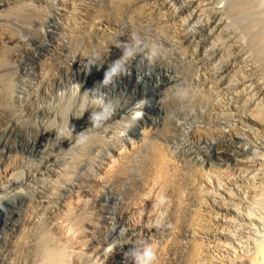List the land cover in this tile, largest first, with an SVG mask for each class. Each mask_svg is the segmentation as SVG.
I'll return each mask as SVG.
<instances>
[{
  "label": "rangeland",
  "instance_id": "1",
  "mask_svg": "<svg viewBox=\"0 0 264 264\" xmlns=\"http://www.w3.org/2000/svg\"><path fill=\"white\" fill-rule=\"evenodd\" d=\"M50 1L42 6L27 1L41 22L46 13L57 19L39 44L50 51L34 47L38 66L29 60L22 78L12 73L10 79L20 88L10 87L9 99H0V126L7 122L10 127L0 137L9 140L7 152L18 159L13 171L22 177L8 190L9 203L0 202L5 223L12 219V236L23 229L32 198L39 202L34 209L38 225H29L25 236L34 231L53 240L58 218L61 224L73 217L75 226L84 227L79 234L73 231L76 247L69 248L70 264H123V253L141 238L157 243L156 264H246L264 236V48L256 44L264 28L261 24L248 33L246 26L264 14V6L261 13L249 14L244 0H190L186 6L184 0H171L175 11L149 2L141 9L135 0H69L67 15L74 17L68 24L57 12H62L57 7H64L59 4L63 0ZM179 9L183 20L174 15ZM203 20L209 22L205 29L200 27ZM174 26L201 47L199 57L181 44ZM133 33L148 47L128 62V74L100 89L104 70L122 55L120 42L131 40ZM152 45L166 56L147 59ZM87 61L92 65L86 70ZM42 76L48 79L43 87ZM82 87L99 89L116 105L100 127L80 125L88 113L81 109ZM178 88L184 89V99H169ZM141 100L145 103L135 116L132 106ZM149 103L151 109H146ZM88 108L99 110L92 104ZM79 110L83 115L78 116ZM137 129L145 130L143 135H134ZM238 157L241 162L234 159ZM123 162L124 169L119 166ZM97 174L101 180L96 182ZM151 174L161 180L154 184ZM63 194L65 206L55 198ZM141 207L145 213L140 222L134 217ZM197 209L202 226L208 223L199 233L192 223Z\"/></svg>",
  "mask_w": 264,
  "mask_h": 264
},
{
  "label": "bare ground",
  "instance_id": "2",
  "mask_svg": "<svg viewBox=\"0 0 264 264\" xmlns=\"http://www.w3.org/2000/svg\"><path fill=\"white\" fill-rule=\"evenodd\" d=\"M28 0H0V6H6L5 8L3 7V9L0 10V99H9V88L10 87H19L20 84L19 83H15V81L13 82L11 79H10V75H13L12 73L16 74L18 77L21 76V78L23 77L24 74H27V72H29L27 70V66L28 65V61L30 60L31 62L33 63H36L37 66H38V62H39V56L36 54V52L34 51V49L37 47H44L45 50H49V47L46 45H39V44H44L43 40L41 41V38H43L45 36V33H48V28L51 26V28H55V26L57 25V19L52 16V15H48L46 16L45 19H43V22H41V18H40V15L37 16V13H36V10H34V8H30V6L28 5L27 3ZM33 2H38V5L41 4L40 6H42V3H45L50 0H32ZM53 1V0H52ZM138 4H141V9L142 7L144 6L143 3H146V2H149V4L151 3V5L153 7H158V6H161V8H164L166 10H174V8L172 7L171 5V0L168 1V0H135ZM181 1V0H180ZM51 2V1H50ZM13 3H15V5H12ZM31 3V2H30ZM67 3H70L69 0H63L61 2H59V4H63L64 7L63 8H59L57 7L58 9H61V13L60 11L58 10V14L61 15L62 18L68 20V24H69V19L72 20V18L74 17H71V16H68L67 15V12H68V7L70 5H67ZM74 3V2H73ZM181 3V2H180ZM190 3V0H184L182 1V4H184V6L188 5ZM51 4V3H50ZM58 4V2H57ZM76 4V3H75ZM136 5V3H134ZM133 4V5H134ZM147 4V3H146ZM181 4V6H182ZM55 5V4H54ZM243 5L244 8L246 7V13H259L260 12V8L264 6V0H244L243 2ZM52 6V4H51ZM56 6V5H55ZM138 6V5H137ZM174 6V5H173ZM0 7V8H1ZM148 7V6H147ZM150 7V6H149ZM175 7V6H174ZM54 8V7H52ZM68 8V9H67ZM144 9H146V7H143ZM151 8V7H150ZM188 8V7H187ZM190 8V7H189ZM188 8V9H189ZM152 9V8H151ZM184 9V8H183ZM183 9H179L178 12H175L174 15L175 17H180L181 16V11ZM30 10L32 11L31 14H30ZM191 10V9H189ZM145 11V10H144ZM151 11V10H150ZM156 11V10H155ZM175 11V10H174ZM71 12V11H70ZM73 12V11H72ZM36 13V16L35 14ZM148 13V12H147ZM192 13V11H191ZM190 13V14H191ZM261 13V12H260ZM75 14V13H74ZM212 14V13H211ZM71 15V14H70ZM169 15V13H168ZM206 16V14H204ZM167 16V15H166ZM171 16V14H170ZM183 17V16H182ZM182 17H180V19H182ZM174 18V17H173ZM207 18L206 20L208 21L209 17H205ZM75 19V18H74ZM175 19V18H174ZM179 19V21H180ZM199 19V18H198ZM183 20V19H182ZM213 20V19H212ZM186 21V20H184ZM205 21V20H203ZM211 21V19L209 20ZM74 22V20H73ZM197 22V20H196ZM200 22V27L201 28H204L206 26V24L208 25L209 22L206 23V21L204 23H201ZM40 23H42L43 25H39ZM179 23V22H177ZM198 23V22H197ZM211 23V22H210ZM215 23V22H214ZM185 24V23H184ZM262 24V27L264 28V14L261 13V15L258 17L257 20H255L253 23L251 24H247L246 26V31L248 33L250 32H253L254 31V28L261 25ZM177 25V24H176ZM179 25V24H178ZM177 25V26H178ZM182 25V24H181ZM186 25V24H185ZM184 25V26H185ZM192 25V24H191ZM103 26V27H101ZM210 26V24H209ZM216 26V25H215ZM101 29L100 31H104L105 30V24L103 23V25H100L99 26ZM108 27V26H107ZM176 26H174V33L175 35L180 39V42L181 44H188V47L187 49L194 52L193 54H195V56L199 57L200 56V48L201 47H195L197 45H193L191 44L192 41H190L189 43V40H187V38L185 37V35L183 33H186L185 31H181L179 30V27L175 28ZM186 27V26H185ZM212 27V26H210ZM213 28V27H212ZM98 29V30H99ZM181 29V27H180ZM189 29V28H188ZM205 29V28H204ZM211 29V28H210ZM205 31V30H204ZM188 32V31H187ZM201 32V31H200ZM207 32V31H206ZM199 33V32H198ZM197 33V34H198ZM203 32H201L202 34ZM187 36V35H186ZM175 37V36H174ZM191 37V36H190ZM179 39H177V41H179ZM190 39V38H189ZM201 39V38H200ZM166 40V39H165ZM200 43V42H199ZM256 44H258V46H261L262 48H264V30L262 31V34H260V38L256 41ZM201 45V43L199 44V46ZM57 46V45H56ZM153 46V45H152ZM198 46V45H197ZM35 47V48H34ZM118 47V46H117ZM157 49L158 51V56L161 55V56H166V54L162 51H160V49L158 47H156L155 45L153 46ZM152 48V47H150ZM36 50V49H35ZM119 50V49H118ZM187 50V51H188ZM264 50V49H263ZM50 51V50H49ZM41 54V53H40ZM192 54V53H191ZM202 54V53H201ZM202 58V57H200ZM17 61L18 64L16 63H13V60ZM199 59V58H198ZM204 60V59H203ZM45 71V70H44ZM44 75V74H42ZM30 79V78H28ZM193 79V78H191ZM30 81V80H29ZM47 81L48 79L46 80V78L44 76L41 77L40 81H39V84L40 86H45L47 84ZM25 84H27L26 82H23ZM19 84V85H18ZM31 86V85H30ZM23 87V86H22ZM20 88V87H19ZM32 88V87H31ZM82 92L81 94L83 95L85 92L88 93V98L91 99L92 97V91L89 90V88H85V87H82L79 91V93ZM80 94V95H81ZM185 97V91L184 89H181V88H178V89H175L172 93H170V95H168V98L169 99H178V100H183ZM11 98V97H10ZM82 100V99H81ZM137 104V103H136ZM96 106V105H95ZM151 106L150 103L149 105L147 104L145 106L146 109H148V107H150L149 109H151ZM133 108H135V110L133 111L134 113L136 112V105L132 106ZM0 110H2L1 106H0ZM83 111V110H82ZM79 110L78 112V116H81L83 115L84 112H82ZM140 111V109H139ZM3 113V112H2ZM149 117V116H148ZM255 119V118H254ZM259 120V119H258ZM257 120V122H258ZM6 121V120H5ZM4 122V121H3ZM85 122H89L88 120V113L84 114V121H81L80 122V125H84ZM261 122V120H260ZM145 124L146 125H149V122H146L145 121ZM262 124V122H261ZM264 124V123H263ZM8 129H10L9 125L7 122L4 123L3 127L0 126V132H6L8 131ZM145 131V130H144ZM144 131H141V130H138L134 132V135H137V136H140V135H143ZM206 131V130H205ZM213 131H217V130H212ZM221 131V130H219ZM224 131V130H223ZM229 131V130H227ZM149 132V131H148ZM225 132V131H224ZM0 133V134H1ZM3 133V134H4ZM216 133V132H215ZM219 133V132H218ZM221 133V132H220ZM228 133V132H227ZM231 134V132H229ZM196 137L199 136L200 134L198 133H195ZM233 135V134H232ZM201 137V136H200ZM68 139V138H67ZM58 140V139H57ZM64 142L66 141V139L64 138L63 139ZM9 140H7L6 138L4 139V137H0V202L1 200L5 201L6 203H9L8 201V190L11 188L12 185H15L17 184V182L19 183L20 181L18 180H21L22 177L21 176H18V174L14 173L13 170H15V166L17 165V160L16 158H13L11 157L7 151H9V149L11 148L10 144H9ZM216 150V149H215ZM238 152V151H236ZM164 153V152H163ZM232 153V152H231ZM161 155V154H160ZM166 155V154H164ZM159 156V155H158ZM157 156V157H158ZM162 156V155H161ZM239 156V155H238ZM245 156V155H244ZM243 156V157H244ZM106 157V156H105ZM165 157V156H164ZM163 157V158H164ZM246 157V156H245ZM159 158V157H158ZM162 157L159 158L158 160H161L163 159ZM166 158V157H165ZM164 158V160H165ZM260 158H263V157H260ZM106 159V158H105ZM111 159V158H109ZM119 159V158H118ZM237 162H241L239 159V157L236 159L234 158ZM247 159V157H246ZM116 160V158H115ZM120 160V159H119ZM166 160H170L167 159ZM242 162L243 160L245 159H241ZM124 161V160H123ZM246 161V160H245ZM244 161V162H245ZM248 161V160H247ZM257 161V160H256ZM255 161V162H256ZM161 161H159L160 163ZM252 161H250L251 163ZM260 162V160L258 161V163ZM262 162V161H261ZM101 163V161L99 162ZM103 163V162H102ZM121 163V162H120ZM162 163L164 164L163 160H162ZM249 163V161H248ZM257 163V165H258ZM157 164V163H155ZM165 164H168L165 162ZM240 164V163H239ZM246 164V163H245ZM263 164V163H262ZM251 165H253V163H251ZM260 165V164H259ZM101 166V164H100ZM120 167H125L124 166V162H123V165H119ZM156 166V165H155ZM164 166V165H161V167ZM209 166V165H208ZM212 166V165H211ZM210 166V167H211ZM231 166V165H230ZM230 166L227 168L228 170L231 169ZM242 166V165H241ZM246 167V166H245ZM252 167V166H251ZM107 168V167H106ZM163 168V167H162ZM165 168V167H164ZM219 168V167H218ZM226 168H224L226 170ZM240 168V166H239ZM238 168V169H239ZM249 168V167H248ZM124 169V168H123ZM159 169V168H158ZM220 170L222 169L221 167L219 168ZM233 169V168H232ZM236 169V167H235ZM252 170V168H250ZM254 169H256L254 167ZM253 169V170H254ZM103 170V169H102ZM105 170V169H104ZM108 170V169H107ZM160 170V169H159ZM163 170V169H162ZM216 170V168H215ZM226 170V171H228ZM237 170V169H236ZM241 170H244L241 168ZM252 170V171H253ZM259 170V168H258ZM110 171V170H109ZM231 171V170H230ZM235 171V170H233ZM240 171V170H239ZM12 172V173H11ZM116 172H118L116 170ZM152 172H153V169H152ZM157 172V171H156ZM200 172V171H199ZM198 172V174H199ZM207 172V171H206ZM210 172V171H209ZM214 172V171H212ZM232 172V171H231ZM14 173V175H13ZM101 173V172H100ZM105 173H108L105 171ZM120 172H118L119 174ZM159 173V172H158ZM205 175L206 173L203 172ZM208 173V172H207ZM211 173V172H210ZM115 174V172H114ZM113 174V176H114ZM117 174V173H116ZM122 174V173H121ZM165 174V173H164ZM198 174H197V179H198ZM230 173L228 172L227 175H229ZM236 174V173H234ZM249 174V173H247ZM98 175V174H97ZM158 174H151V176L154 178L152 181L153 183L155 182V180L157 179V176ZM170 175V174H169ZM208 175V174H207ZM212 175V173H211ZM215 175V174H214ZM222 175V174H221ZM226 175V173H225ZM224 175V176H225ZM226 175V177H227ZM253 175V174H252ZM256 175V174H255ZM99 176H95V181H99L101 180V178L99 179ZM151 176L149 178H151ZM167 176V175H166ZM209 176V175H208ZM221 178L220 175H217ZM231 176V175H230ZM233 176V175H232ZM247 176V175H246ZM254 176V175H253ZM19 177H21V179H19ZM161 177V176H160ZM207 177V176H206ZM204 178V176H203ZM159 179V178H158ZM157 179V180H158ZM208 179V178H207ZM206 179V180H207ZM223 179V178H222ZM151 180V179H149ZM161 180V179H160ZM158 180V182L160 181ZM162 180H163V177H162ZM202 180V179H201ZM209 180V179H208ZM219 179L218 178V183H219ZM200 181V180H199ZM234 181V180H233ZM201 182V181H200ZM205 182V181H204ZM211 182V181H210ZM221 182V181H220ZM156 183V182H155ZM154 183V184H155ZM162 183V182H161ZM203 183V182H201ZM217 183V182H216ZM147 184H150L147 183ZM152 184V183H151ZM150 184V185H151ZM220 184V183H219ZM146 185V184H145ZM144 185V186H145ZM205 185V184H204ZM234 185V184H233ZM147 186V185H146ZM160 186L159 184L157 185V187ZM148 188L150 187L149 185L147 186ZM156 187V185H155ZM154 187V188H155ZM218 187V186H217ZM146 188V189H148ZM154 188H153V191H154ZM205 188V187H204ZM143 189V188H142ZM152 189V188H151ZM157 189V188H156ZM200 189V188H199ZM203 189V188H202ZM219 189V188H217ZM220 189H222L220 187ZM235 189V188H234ZM96 190V189H95ZM145 190V189H144ZM229 190V189H228ZM97 191V190H96ZM143 192V190H141ZM146 191V190H145ZM148 191V190H147ZM151 191V190H150ZM216 191V190H215ZM214 191V192H215ZM156 192V191H155ZM154 192V193H155ZM226 192V190H225ZM4 194V195H1ZM145 193V192H144ZM147 193V192H146ZM148 194V193H147ZM219 194V193H218ZM144 195V194H143ZM149 195V194H148ZM156 195V194H155ZM165 195V194H164ZM212 195V194H211ZM217 195V193H216ZM222 195V194H221ZM151 196H152V193H151ZM151 196H144V197H148L150 199ZM166 196V195H165ZM172 196V195H171ZM200 196V195H199ZM7 197V199H6ZM47 197V196H46ZM52 198H54L53 196H50ZM140 197H142L140 195ZM30 198V197H29ZM57 201L61 204V206H65V198H66V195L63 194V195H59L57 197ZM54 198V200H55ZM144 198V199H146ZM147 198V199H148ZM153 198V196L151 197ZM203 198V197H202ZM141 199V198H140ZM138 199V200H140ZM146 199V201H147ZM28 200V199H27ZM143 200V199H142ZM152 200V199H151ZM203 199H201L200 201H202ZM145 201V200H144ZM160 201V199H159ZM171 201V200H169ZM173 201V200H172ZM143 202V201H142ZM150 202L147 201L146 204ZM38 203L37 200H33L32 198L28 201V208H27V215L24 219V227L23 229L21 228L19 231V233L16 235V236H12V233H11V230L13 229L12 228V224L13 222L11 221L12 219H10V222L8 223H5L4 221V215H5V211L3 210V208H1L0 206V256L2 251L8 246V249H5L7 250L8 252L6 253V256L3 257V259L0 257V264H70L73 259L71 260V255H70V250L69 248L71 249V247H76L73 246V239L75 238V234L74 232H78L76 234H79L80 232V229H83L84 227H81L80 228V224H78L79 228H76L78 226H75L76 224H74V221L76 220H73V217H65L63 219V222H59V218L55 220V222H53V231L54 233H56L55 236H53V240L56 239V241H53L52 238H50L48 240V238H44L45 236H42V235H39V234H35L36 232L34 231H31L33 234H30L28 236H25L26 233H28L29 229L31 228H28L29 225L31 226V224L33 223L34 225H38L37 224V221L36 220V215L34 213V210L37 206H38ZM141 203V200L139 202V204ZM144 203V202H143ZM199 203H202V202H199ZM138 204V203H137ZM157 204V203H156ZM145 205V203H144ZM142 206V207H145V206ZM203 205V204H201ZM148 206V205H147ZM137 209H138V206L136 205ZM141 207V208H142ZM200 207V206H198ZM149 208V206H148ZM147 208V209H148ZM140 209V208H139ZM201 210H203L202 208H200ZM154 210V209H153ZM161 210V209H160ZM200 210V212H202ZM145 210H143V208L141 210H139L137 213L134 212V214L136 213V217L134 218H140V222H141V218L142 216H144L143 214L145 213L144 212ZM205 211V209H204ZM149 212V211H148ZM207 213V211H205ZM150 213V212H149ZM148 213V215H149ZM197 213L201 216V214L198 212V209L195 213V217L193 218V222L194 223V228H196L198 230L197 233L203 231V228L205 226L208 225H205L204 227L202 226L203 222H202V217L203 216H196ZM209 213V212H208ZM207 213V214H208ZM192 214V213H191ZM204 214V213H202ZM210 214V213H209ZM35 215V216H34ZM206 215V214H205ZM194 216V215H193ZM212 216V215H211ZM149 219V216L147 217ZM201 218V219H200ZM205 220V217L203 218ZM206 219L207 216H206ZM137 221V219H136ZM77 222V221H76ZM134 222V221H133ZM208 222V221H207ZM78 223V222H77ZM81 223V222H80ZM83 223V222H82ZM81 223V224H82ZM135 223V222H134ZM206 223V221H205ZM141 224V223H140ZM211 224V223H210ZM136 225V224H135ZM203 227V228H202ZM35 229V228H34ZM79 230V231H76V230ZM84 230V229H83ZM205 230V229H204ZM210 230V229H209ZM208 230V231H209ZM74 231V232H73ZM82 231V230H81ZM195 232V233H196ZM205 232V231H204ZM196 233V234H197ZM74 234V235H73ZM202 234V233H201ZM204 234V233H203ZM260 234V233H259ZM84 235V234H83ZM82 235V236H83ZM199 235V234H198ZM264 235V234H263ZM74 236V238H73ZM78 236V235H76ZM262 236V235H261ZM14 237V238H13ZM81 237V236H80ZM263 237V238H262ZM261 237V240L260 242L257 244L256 246V249L253 253V255H251L247 260V263L246 264H264V236ZM85 238V236H84ZM47 239V240H46ZM82 240V239H81ZM81 240L79 239L78 240V244L81 245ZM81 243H80V242ZM75 242V243H76ZM198 242V241H197ZM196 242V243H197ZM200 242L199 241V246L201 247L200 245ZM195 243V244H196ZM202 243V242H201ZM77 244V246H78ZM205 244V243H204ZM207 244V243H206ZM83 245H85L84 243L82 244V247ZM86 246V245H85ZM195 246L198 247V245L196 244ZM80 247V246H79ZM199 247V248H200ZM205 247V245H204ZM78 248V247H77ZM196 248V247H195ZM203 248V246H202ZM207 248V247H206ZM74 249V248H73ZM81 249V248H80ZM85 249V248H84ZM83 249V250H84ZM196 250V249H195ZM205 250V249H204ZM197 251V250H196ZM198 251L201 252V250L198 249ZM197 251V252H198ZM5 252V251H4ZM3 252V253H4ZM196 252V253H197ZM203 252V251H202ZM72 253V252H71ZM199 253V252H198ZM205 253V252H203ZM87 254V253H86ZM202 254V253H201ZM206 254V253H205ZM5 255V254H4ZM83 254H80V256H82ZM111 255V254H109ZM108 255V256H109ZM114 255V254H113ZM111 255V256H113ZM196 255V254H195ZM198 255V254H197ZM200 255V253H199ZM79 256V257H80ZM110 256V257H111ZM204 257V255H201ZM206 256V255H205ZM83 259H85V254L84 256H82ZM195 257V256H194ZM200 256H196L195 259L199 258ZM81 258V257H80ZM79 258V259H80ZM76 259H78V254H77V257ZM82 260V259H81ZM80 260V261H81ZM199 262V261H198ZM242 264H245L242 263Z\"/></svg>",
  "mask_w": 264,
  "mask_h": 264
},
{
  "label": "clouds",
  "instance_id": "3",
  "mask_svg": "<svg viewBox=\"0 0 264 264\" xmlns=\"http://www.w3.org/2000/svg\"><path fill=\"white\" fill-rule=\"evenodd\" d=\"M148 46L139 38L136 33L132 34L131 40L121 41L119 49L122 55L108 64L106 70H104L102 81L98 82L100 89L113 84L122 75L128 74L131 65L128 63L133 57H136L139 53L143 52L144 48ZM158 55V51L155 47H152L145 54L146 58L151 60ZM141 58H144L142 56ZM87 65H92V61L86 62ZM93 95L91 99L88 98V93H84V97L81 100V109L88 112V120L90 125L94 127H100L103 122L111 118L116 110V105L112 100L106 99L103 92L99 89L91 90ZM75 95V93H74ZM143 100L138 102L137 107L144 104ZM96 105L99 110L95 108L89 110L88 105ZM140 113H135V116H139ZM74 126L69 131H74ZM80 139H86L84 132L77 133ZM158 253V245L154 241H147L143 238L138 239L133 246H131L126 252L123 253V264H156Z\"/></svg>",
  "mask_w": 264,
  "mask_h": 264
}]
</instances>
